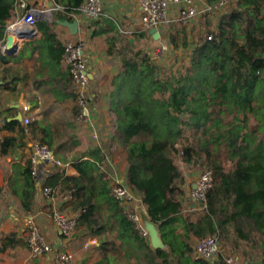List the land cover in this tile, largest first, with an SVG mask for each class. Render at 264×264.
Returning a JSON list of instances; mask_svg holds the SVG:
<instances>
[{
    "label": "trees",
    "instance_id": "trees-1",
    "mask_svg": "<svg viewBox=\"0 0 264 264\" xmlns=\"http://www.w3.org/2000/svg\"><path fill=\"white\" fill-rule=\"evenodd\" d=\"M231 1L212 38H199L178 74H165L142 49L120 52L122 70L113 84L122 99L112 145L123 153L124 182L157 225L164 248L153 249L111 195V167L104 168L100 148L92 160L75 163L78 176L57 167L46 178L54 190L66 185L76 199L77 226L98 237L95 264H229L228 253L238 263L264 264V0ZM55 2L70 13L78 12L82 0ZM14 7L15 0H0V42ZM37 26L43 37L25 47L46 45L60 63L64 45L47 21ZM41 140L48 144L45 136ZM201 169L211 170L212 185L203 207L185 212L186 174ZM24 171L30 175L29 164ZM213 234L223 247L217 258L197 257L195 241Z\"/></svg>",
    "mask_w": 264,
    "mask_h": 264
},
{
    "label": "crops",
    "instance_id": "crops-1",
    "mask_svg": "<svg viewBox=\"0 0 264 264\" xmlns=\"http://www.w3.org/2000/svg\"><path fill=\"white\" fill-rule=\"evenodd\" d=\"M41 2L56 3L55 0H27L32 6H39ZM103 4L105 15L95 21H85L79 12L61 11L58 12L63 18L57 12L51 21L41 19L50 24L52 32L63 45L78 38L85 40L84 48L92 57L91 89L96 108L94 123L100 130L97 137L77 119L78 106L63 57L60 63H55L46 45L34 49L25 47L27 42L36 45L43 37L37 23L38 35L34 39L16 38L15 51L10 54L0 50V264H57L55 252L31 255L26 236L32 224L40 229L55 250L71 251L73 264H95L100 257L99 250L92 245H89L91 251L83 250L84 242L90 238L98 239L97 236L90 235L82 226H76L73 236L66 238L55 225L53 210L76 216V199H72L69 190L66 191V185L62 190L60 184L55 188L52 199L46 200L40 195L32 177L24 171L29 164L24 125L22 120L13 117L18 113L30 117V127L41 138L45 136L55 156L62 161L63 165L59 168L66 175L78 176L75 163L92 160V151L100 148L105 156L102 162L104 168H107L106 163L118 168L119 179L125 181L123 153L112 145L120 105V100L116 98L118 90L113 82L122 70L120 52L123 48L146 50L151 47L150 42L155 44L156 41L149 32L140 28L138 0H103ZM13 12L22 13L14 8L11 15ZM169 12L175 16L173 5ZM74 19L78 21L76 33L57 22ZM22 104L29 105L27 113L22 112ZM11 120H18V124L7 127L6 123ZM6 138L11 140L2 147ZM55 168L57 166L52 167V172ZM111 172L112 169L106 175L110 184L111 176H117ZM199 172L191 170L186 175L185 191L192 186ZM203 205L195 210H200ZM143 209L146 212L145 207ZM241 263L245 264V261Z\"/></svg>",
    "mask_w": 264,
    "mask_h": 264
},
{
    "label": "built area",
    "instance_id": "built-area-1",
    "mask_svg": "<svg viewBox=\"0 0 264 264\" xmlns=\"http://www.w3.org/2000/svg\"><path fill=\"white\" fill-rule=\"evenodd\" d=\"M231 0H218L215 4H209L203 0H138L140 8L139 23L143 31L149 32L157 45L150 47L151 58L160 60L165 54L172 50L169 42L161 41L162 30L168 25L178 22L181 25H189L197 19L203 17L208 12L217 11L226 7ZM172 5L176 9L175 16L171 15L169 10ZM15 11L22 13L13 14L7 19L5 24L6 36L0 42V50L5 53L8 47H15V39H34L38 35L36 23L41 19L53 18V16L64 7L54 3L49 6L46 2H41L39 6H32L27 0H15ZM78 12L85 21H95L105 15L103 0H82L78 7ZM157 34L154 36V32ZM152 31V32H151ZM12 36L13 41L9 43L8 37ZM207 39L212 38L209 33ZM85 40L67 41L64 45L63 59L68 66V72L71 79L72 90L75 102L78 106L77 119L88 128H94V114L96 112L93 94H92V57L85 50ZM22 112L29 111L28 104H22ZM22 124L24 125V134L26 137V146L28 148V161L30 165V176L40 195L46 200L53 197L54 189L46 184V178L52 173V167L62 166L63 163L58 159L51 146L42 142L40 134L30 127L31 119L28 115H22ZM97 137L96 134L93 135ZM111 195L122 204L129 218H131L136 228L143 236H147L144 229L139 208H144L139 196L119 177L111 176ZM212 185V172L209 169L201 170L198 173L192 186H190L182 195L183 210L190 212L198 209L205 202L207 190ZM52 217L55 225L61 233L70 238L76 230V216L66 214L60 210H53ZM26 243L32 256L55 252L57 264H73L74 255L68 250H55L49 243L40 229L32 224L27 236ZM97 243L96 238L88 239L83 248ZM222 250L221 243L217 234L198 238L194 243V254L208 260H215L218 253ZM226 260L229 264H238L237 260L231 254H226Z\"/></svg>",
    "mask_w": 264,
    "mask_h": 264
},
{
    "label": "rangeland",
    "instance_id": "rangeland-1",
    "mask_svg": "<svg viewBox=\"0 0 264 264\" xmlns=\"http://www.w3.org/2000/svg\"><path fill=\"white\" fill-rule=\"evenodd\" d=\"M232 2L233 1H230L229 4L226 7H224L223 9H219V10L213 11V12H208L206 15L203 16V18L201 17V18L197 19L192 24H189L186 26L181 25L178 22H174L173 24H168L164 28V30H162L163 36L161 38V41L169 42L172 46V50L170 52L166 53L165 57L160 59V60H156L154 58H151L152 60H154L153 62H155L156 64H158L160 66H163L165 69V72H166L165 74L170 73V72L173 74H178V72H180L183 69L182 67L189 63V59L191 57V49L193 48V46L199 41V38H202L203 36H207L209 33H211V31L214 30L215 24L217 23L218 18H219L218 16L222 12H224L227 9V7L231 5ZM52 19L53 18H49L48 20L51 21ZM207 22H209V23H207ZM149 45H151V46L157 45V41L155 44L150 42ZM148 48L150 49L149 46H148ZM137 49H144V48H137ZM149 49H146V50L144 49L148 55L151 54ZM149 56H151V55H149ZM161 76H163V75H161ZM71 87H72V84H71ZM121 99H122V97H120V100ZM89 129L91 130V134H93V135L96 134L97 136H99L100 130H98V127L96 125L94 126V128L90 127ZM186 135H188V133L186 130H184L183 136H186ZM176 146L178 148H180V143H177ZM175 160L177 162H179V156L176 155ZM105 165L107 166V169H110L109 168L110 165L108 166L107 163ZM110 167L112 169L111 173H116L117 177H119L120 175H119L118 168H114V166H110ZM201 170H197V171H201ZM189 183H191V182H189ZM62 212H64V211H62ZM64 213H66V212H64ZM82 244L83 243H81L80 245H82ZM90 247L91 246H88V247L84 248L83 250L87 249L86 251H88V250L91 251ZM245 248L250 250V246H248V245H245ZM222 249H223V247H222ZM86 251H84V252H86ZM228 254L233 255L232 253H228ZM238 264H242L241 260H239Z\"/></svg>",
    "mask_w": 264,
    "mask_h": 264
},
{
    "label": "water",
    "instance_id": "water-1",
    "mask_svg": "<svg viewBox=\"0 0 264 264\" xmlns=\"http://www.w3.org/2000/svg\"><path fill=\"white\" fill-rule=\"evenodd\" d=\"M53 5H54L53 2L49 3V6H53ZM57 22H60L64 25H66L72 33H76V31L78 30V21L76 19L71 20V21L70 20H57ZM152 31L154 32L155 30H152ZM156 35L157 34L154 32V36H156ZM8 41H9V43H11V41H13V37L9 36ZM15 47H13V48L8 47L7 50L5 51V54L13 53L15 51ZM13 118L21 120L22 114L18 113ZM138 211L140 213L142 225H143L144 229L147 231V238H148V242L151 245V247L153 249L164 248L165 244L160 237V233H159L157 225L149 218L147 212H145L143 208L140 207ZM245 264H248V263L245 262Z\"/></svg>",
    "mask_w": 264,
    "mask_h": 264
},
{
    "label": "bare ground",
    "instance_id": "bare-ground-1",
    "mask_svg": "<svg viewBox=\"0 0 264 264\" xmlns=\"http://www.w3.org/2000/svg\"><path fill=\"white\" fill-rule=\"evenodd\" d=\"M144 220V219H143Z\"/></svg>",
    "mask_w": 264,
    "mask_h": 264
}]
</instances>
